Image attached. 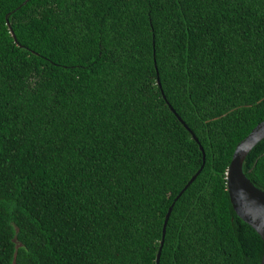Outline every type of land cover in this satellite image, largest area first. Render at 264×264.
<instances>
[{
  "label": "trees",
  "instance_id": "obj_1",
  "mask_svg": "<svg viewBox=\"0 0 264 264\" xmlns=\"http://www.w3.org/2000/svg\"><path fill=\"white\" fill-rule=\"evenodd\" d=\"M24 2L0 0V264H155L199 145L159 264H260L226 170L264 121V0ZM242 171L264 192V139Z\"/></svg>",
  "mask_w": 264,
  "mask_h": 264
},
{
  "label": "water",
  "instance_id": "obj_2",
  "mask_svg": "<svg viewBox=\"0 0 264 264\" xmlns=\"http://www.w3.org/2000/svg\"><path fill=\"white\" fill-rule=\"evenodd\" d=\"M28 0H25L24 4ZM7 22V18H6ZM10 33L15 41V36L9 23H6ZM157 85L160 88V82L157 77ZM165 99V96L162 95ZM169 110L176 116L178 121L182 126L190 133L192 139L199 145L195 135L190 131L187 125L181 120V118L175 113L173 108L167 103ZM264 139V121L257 124L250 133L242 139L235 147L232 154L230 163L226 170V191L228 193L229 201L232 209L234 210L237 217H239L244 223L248 224L256 233L260 236L263 241V255L261 257L260 264H264V192L256 188L244 175L242 171V165L252 150V148L257 145L261 140ZM199 149L202 153V165L195 172V174L188 180L183 189L174 198L171 205L169 206L167 213L164 217L161 230V241L155 256V264H159V258L161 253V248L163 245L166 224L172 210V207L177 200V198L183 193V191L195 180L197 175L200 173L204 164V152L201 145Z\"/></svg>",
  "mask_w": 264,
  "mask_h": 264
}]
</instances>
